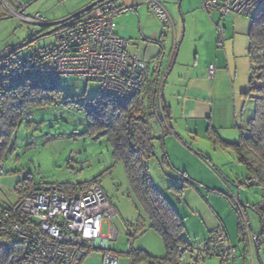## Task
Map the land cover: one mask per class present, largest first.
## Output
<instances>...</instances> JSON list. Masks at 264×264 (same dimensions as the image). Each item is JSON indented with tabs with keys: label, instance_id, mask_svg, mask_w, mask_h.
<instances>
[{
	"label": "rangeland",
	"instance_id": "1",
	"mask_svg": "<svg viewBox=\"0 0 264 264\" xmlns=\"http://www.w3.org/2000/svg\"><path fill=\"white\" fill-rule=\"evenodd\" d=\"M94 1L96 0H22V15L34 18L36 14H40L45 23H54L80 12ZM159 1L172 10L175 19L181 20L177 43L182 33L183 39L176 62L165 81L163 101L159 100L158 94L154 100L152 96L146 95V92L154 88L155 75L148 76L144 85V111L156 153V156L148 161L150 179L174 210L184 217V239L192 246V252L190 248L182 257L185 261L188 260L189 264H220L218 257L212 255L207 258L203 251L209 232L215 230L217 224H222L226 230L229 244L234 250L233 264H264V213L260 216L253 209L259 207L260 189L239 185L245 175V169L237 162L234 150L223 143L227 140H238V127L244 129L254 114L253 100L242 97L240 93L247 91L250 76L247 31L251 19L259 12L261 6H257L249 16L232 14L221 17L215 11L208 14L202 9L208 20L212 21V18L215 21L212 28L216 36L210 42L208 35L211 26L205 24L200 14H190L187 23L183 24L182 0H176V10L167 0ZM121 2L118 1L117 6L121 5ZM146 2L147 0H143L142 3L145 8ZM10 4L15 9L19 8L17 4ZM20 10L21 8L17 9ZM119 16L121 15L118 14L115 21ZM217 20L219 27L215 26ZM157 21L166 30L158 19ZM53 29L54 27L44 28L24 22L7 12L3 13L0 9V65L7 62L9 57L10 60L25 58L40 48L53 44ZM115 30L117 32V28ZM218 30L221 32L220 36ZM122 32L119 33L120 37H124ZM198 32L200 39L193 41L191 36L197 35ZM33 33L34 37L38 38L32 42ZM168 38L172 40L171 32H168ZM218 38L221 39L219 43ZM15 50H18L17 53L11 56ZM216 50L220 51L222 60L227 61L231 80L229 86H226L227 82L221 83L214 106L217 111L233 108L238 127L223 126L219 129L221 137L218 131L217 134H206V128L189 134L182 128L184 121L177 117L178 95L183 92L184 83L179 79L178 64L181 63L184 53L183 61L191 65L196 58V52L198 58H202L201 61H211ZM45 83L55 84L61 90L62 97L73 98L77 107L58 102L30 110L29 125L24 122L17 130L14 149L2 159L4 173L0 176V202L4 205L17 202V185L27 176L41 187L76 185L97 180L115 211L112 220L103 223L102 235L108 236L111 229L114 231L115 239L110 245L118 256V264L129 263L131 258L126 254L129 248H145L154 256L164 255L161 237L150 229L149 219L130 190L122 163L113 159L107 139L97 138L87 132L88 119L83 105L100 94V84L76 77ZM231 83L234 85L235 94L229 92ZM165 107L172 109L171 120L163 111ZM163 118L166 122L164 124ZM168 122L174 124L171 126ZM170 126L174 132H171ZM160 137H163L164 151L170 166L160 163ZM183 173L192 184L177 196L168 189L173 183L175 186L180 184ZM237 208L245 211L244 222L248 230L244 236L237 230ZM256 237H259L258 244L254 239ZM102 253L100 249L92 250L83 260L84 264H88L86 262L90 259L92 261H89V264H98ZM194 258L198 261H193ZM139 263L147 264L143 260L136 262Z\"/></svg>",
	"mask_w": 264,
	"mask_h": 264
},
{
	"label": "built area",
	"instance_id": "2",
	"mask_svg": "<svg viewBox=\"0 0 264 264\" xmlns=\"http://www.w3.org/2000/svg\"><path fill=\"white\" fill-rule=\"evenodd\" d=\"M22 0H0V9L32 25H47L40 14L34 18L22 15ZM121 0H96L80 12L52 23L54 43L40 48L33 54L16 59L6 72H0V99L25 76L43 75L57 78L76 77L100 84V93L110 96L121 104L144 90L145 78L150 70L155 75L154 90L159 92L164 84L166 69L161 60L152 65L130 56L129 42L113 33L114 18L123 11L117 2ZM10 2L17 4V11ZM264 0H201L202 9L221 17L232 14L249 16ZM148 11L160 23L173 29V22L165 8L157 0H147ZM35 34V33H33ZM32 34V35H33ZM219 36L221 32L218 30ZM220 38V37H219ZM217 40L219 43L221 39ZM214 67L209 66L211 79ZM4 173L0 163V176ZM254 181L245 180V183ZM241 215L243 236L248 226ZM115 211L109 204L102 187L91 182L80 186L48 185L31 190L14 204L0 202V235H10L24 244V256L20 264H81L95 249H103L102 264H118V256L108 251L115 239L111 229L108 236L102 235L105 221H111ZM180 250V249H179ZM211 255L219 258L220 264H233L234 250L222 224L213 231ZM179 252L177 264H181Z\"/></svg>",
	"mask_w": 264,
	"mask_h": 264
},
{
	"label": "trees",
	"instance_id": "3",
	"mask_svg": "<svg viewBox=\"0 0 264 264\" xmlns=\"http://www.w3.org/2000/svg\"><path fill=\"white\" fill-rule=\"evenodd\" d=\"M260 6L259 12L251 19L247 31V58L250 76L248 89L242 94L243 97L253 100L254 114L247 121L237 143H223L235 151L237 161L245 167L246 177L242 179L239 185L260 189L261 202L257 209L254 207L253 209L261 216L264 213V3ZM119 10L122 9L119 8ZM34 35H32V42L38 38ZM26 45L28 46L29 42ZM17 51H13L11 56H14ZM10 58L0 65V72L8 71L15 64L16 59L10 60ZM60 79L66 78L36 74L25 76L13 87L3 92L0 99V163L14 149L17 130L24 122L29 125L28 119L32 108L45 107L58 102L77 107L73 98L62 97L61 90L55 84L47 85L45 83ZM144 91L139 92L126 104H121L110 96L101 93L85 103L83 109L88 119L87 132L97 136V138L105 137L107 139L113 159L122 163L130 190L149 219L150 229L157 232L161 237L165 256L156 258L141 250L132 251L130 248L128 252L132 253L138 260L142 259L148 264H177L179 252L184 253L190 248V245L184 239L182 219L150 179L148 161L156 154L144 111ZM146 95L150 97L153 92L148 91ZM163 111L169 113V108H164ZM167 117L170 116L167 115ZM158 140L160 148L163 149V137L158 138ZM162 157L160 163H167L165 154ZM248 179L254 181L246 184L245 180ZM92 182L98 183L97 180ZM190 183V180L183 173L181 185L171 184L169 190L180 196L183 189L191 185ZM84 184L87 183L58 186L75 187ZM39 187L41 188L39 184L33 182L32 178L25 177L17 185L18 200ZM108 202L111 205L109 200ZM111 207L113 206L111 205ZM237 230L239 234L243 235L240 214L238 215ZM256 241L258 244V239ZM206 251L208 256H211L210 251ZM23 256L24 244L22 241L10 235H0V264H20Z\"/></svg>",
	"mask_w": 264,
	"mask_h": 264
},
{
	"label": "crops",
	"instance_id": "4",
	"mask_svg": "<svg viewBox=\"0 0 264 264\" xmlns=\"http://www.w3.org/2000/svg\"><path fill=\"white\" fill-rule=\"evenodd\" d=\"M121 1H122L121 5L118 6L120 9L132 8L133 10L129 14H124L123 11L119 13V15L121 16L118 17L117 21H115V19L113 21V33L116 36L120 37L119 33L123 31L122 33L124 34V37H120V38L127 40L129 42L127 51L130 56H135L141 62L149 63L148 64L149 66L152 65V63L155 60H161V68L162 70L166 69V72H167L169 69V65H171V61L175 53V49L177 45V38L179 36V31H180V26H181V20L179 19L180 20V23H179V20L175 19V15L173 14L172 10L166 7L164 2L157 0L159 3L163 5V7L165 8L166 12L169 14L173 22V29H169L166 27V30H164L162 26L159 24V22L157 21V19H155V17L152 16V14H149L150 12L148 11V8H145L142 6L143 0H121ZM167 1L171 3V5L174 6L175 8L174 10H176V6H177L176 0H167ZM181 13L183 17L182 18L183 24L187 23V19H188V16H190V14L192 15L200 14L202 16L201 18L205 21V24H210L211 26V29H210L211 33L209 32L208 39L210 38V42L214 39V36H216V34L214 33L212 24L214 25L215 21L212 18H211L212 21L208 20V17L206 16V14L201 8V0H187L186 3H185V0H182ZM215 26L219 27V20H217ZM116 28H117V32L115 30ZM168 32L172 33V40H169ZM191 37L193 41L199 40L200 32H198L197 35H194V36L192 35ZM184 55L180 60L181 63L178 64L180 67L179 79H182V81H184L183 92L179 93L178 95L179 113L177 116L178 119H181L184 121L183 123L184 125L182 126V128L186 130L187 133L189 134L196 133L197 131H203V129L206 128L204 131L206 134L212 135V134H217L219 132V136L221 137L219 129L223 128V126L224 127H233V126L238 127L236 123V117H235L236 113H235V110H233V108L232 110L228 109V110L221 111L219 109V111H217L214 106L215 103L217 102L218 93L220 92L219 90L221 89L219 88L221 86V83L227 82L226 86H229L230 80H231V74H230V71L226 63L227 61L222 60L223 57L222 55H220V51L219 50L215 51L214 58L211 61L209 60L201 61L202 58L199 59L198 54L196 52L195 54L196 58L194 59V62L192 65L190 63H185L183 61V58H185ZM211 65L214 67V73H213L212 78L210 79L208 76V70H209V66ZM149 69L151 71L150 70L148 71L145 81L148 80V76H151V77L154 76L153 70L150 67ZM190 70H191V73H190ZM166 78L167 76L164 78V84L161 89V97L159 98V100L162 99V101L164 98L163 90L165 86V81H167ZM152 92H153L152 100H154L157 94L159 95V92H158V89L156 92L154 88ZM229 92H231L232 94H235L234 85H232V83H231V88ZM243 92L244 91H241L240 93L241 96ZM168 108H169V113L167 112V115H169L172 118L173 117L172 109L171 107H168ZM170 117H169V120H171ZM181 120H179L180 123L182 122ZM162 122L163 124L166 123L164 119L162 120ZM169 123L171 124V126L172 124H174L172 122H168V124ZM171 126H170L171 132H174ZM238 128H239V137H240V133L242 132L243 129L240 127ZM175 129L177 128L175 127ZM233 136H236V135H233ZM239 137H238V140H239ZM238 140H234V141L227 140L223 142L228 143V144H234V143H237ZM160 150H161V159L163 158L162 155L165 154L166 162H167L166 164L170 166V163L168 161V156L166 152L164 151V147L163 149L160 148ZM245 177H246V170H245V175L243 176V178ZM190 184H192V182ZM180 185H181V182L177 186H180ZM244 208L246 209L245 206ZM243 212L245 214V211ZM176 213L182 219V222L184 224V233H185L184 217L180 216L177 211ZM213 231L214 230L212 229V231L209 232V237L207 240H205V244L203 246V251L205 252L204 255L207 258L212 257V256H208V253L206 250L210 251L211 249ZM257 238L259 241V237ZM110 246H111L110 250L113 251L112 245ZM191 247L192 246L190 245V248ZM130 249H132V251L141 250L156 258H163L165 256V249H164V255H160V256L152 255L151 253H149V251H147L148 249H145V248L144 249L141 248L138 250H134L133 248H130ZM100 250L103 251L102 254L104 255V250L103 249H100ZM251 250L252 248L250 249V252ZM190 252H192V248ZM126 254L130 256L131 258L128 260L129 261L128 264H136V262L142 261V259L138 260L135 256H133L132 253L127 252ZM103 255H102L100 262H102ZM183 255L184 254L182 252V256ZM244 257H245V252L243 251V257H242L243 261L245 260ZM89 261H92V259L88 260V262L86 263L89 264ZM193 261L197 262L198 260L197 258H194ZM100 262L98 264H100ZM84 263L85 261L82 262V264ZM181 264H189V261L188 260L185 261L182 257Z\"/></svg>",
	"mask_w": 264,
	"mask_h": 264
},
{
	"label": "water",
	"instance_id": "5",
	"mask_svg": "<svg viewBox=\"0 0 264 264\" xmlns=\"http://www.w3.org/2000/svg\"><path fill=\"white\" fill-rule=\"evenodd\" d=\"M52 25H53L52 23H49V24H47V25H45V26H43V25H41V26H42V27H50V26H52ZM182 38H183V33H182L181 39L178 41V43H177V45H176V50H175L174 56H173L172 61H171V65H170V67H169V69H168V71H167L166 76L171 72V69L173 68V66H174V64H175V62H176V58H177V54H178V50H179L180 44H181V42H182ZM166 76H165V77H166ZM109 249H111V246H110ZM256 253H257V249H256Z\"/></svg>",
	"mask_w": 264,
	"mask_h": 264
},
{
	"label": "clouds",
	"instance_id": "6",
	"mask_svg": "<svg viewBox=\"0 0 264 264\" xmlns=\"http://www.w3.org/2000/svg\"><path fill=\"white\" fill-rule=\"evenodd\" d=\"M166 74H167V72H166ZM165 76H166V75H165ZM99 185H100V184H99ZM256 239H258V238H257V237L255 238V242H257ZM109 248H110V246L108 247V251H111ZM111 252H112V251H111ZM116 255H117V254H116ZM211 256H212V255H211Z\"/></svg>",
	"mask_w": 264,
	"mask_h": 264
}]
</instances>
